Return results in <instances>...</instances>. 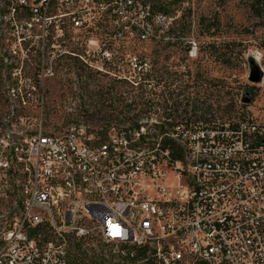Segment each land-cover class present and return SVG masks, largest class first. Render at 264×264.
Instances as JSON below:
<instances>
[{
  "label": "built area",
  "instance_id": "obj_1",
  "mask_svg": "<svg viewBox=\"0 0 264 264\" xmlns=\"http://www.w3.org/2000/svg\"><path fill=\"white\" fill-rule=\"evenodd\" d=\"M8 1L23 55L4 57L0 264H74L93 241L117 246L124 264H264V115L41 119L28 131L17 114L44 108L45 81L76 76L66 63L122 80L108 47L162 38L170 24L141 0Z\"/></svg>",
  "mask_w": 264,
  "mask_h": 264
},
{
  "label": "rangeland",
  "instance_id": "obj_2",
  "mask_svg": "<svg viewBox=\"0 0 264 264\" xmlns=\"http://www.w3.org/2000/svg\"><path fill=\"white\" fill-rule=\"evenodd\" d=\"M161 7L157 13L170 24L162 38L125 35L108 47L111 67H121L122 80L66 63L76 76L44 82V108L17 114L28 131L44 124L59 126L73 120H202L234 122L264 115V79L249 80L250 62L264 71V17L252 8L254 0H141ZM9 1L0 0V117L3 103L4 57L22 56L4 16ZM103 28L98 27V32ZM193 44L197 55L191 56ZM25 55L35 57L33 51ZM143 63L134 71L129 61ZM34 71L35 62L28 63ZM249 96L251 102L245 104ZM72 258L81 264H124L119 248L89 242Z\"/></svg>",
  "mask_w": 264,
  "mask_h": 264
},
{
  "label": "water",
  "instance_id": "obj_3",
  "mask_svg": "<svg viewBox=\"0 0 264 264\" xmlns=\"http://www.w3.org/2000/svg\"><path fill=\"white\" fill-rule=\"evenodd\" d=\"M264 73L259 67V65L256 63L255 60H251L250 62V76L249 80L253 83H260L263 79ZM245 104H249L251 102V99L249 96H246L243 100Z\"/></svg>",
  "mask_w": 264,
  "mask_h": 264
},
{
  "label": "trees",
  "instance_id": "obj_4",
  "mask_svg": "<svg viewBox=\"0 0 264 264\" xmlns=\"http://www.w3.org/2000/svg\"><path fill=\"white\" fill-rule=\"evenodd\" d=\"M153 8L156 12L161 11V7L159 6H153ZM252 8L256 12L257 16L264 17V0H254L252 4ZM76 250L80 252L81 247L80 246L77 247ZM81 261H82L81 255L74 257V264H81Z\"/></svg>",
  "mask_w": 264,
  "mask_h": 264
},
{
  "label": "bare ground",
  "instance_id": "obj_5",
  "mask_svg": "<svg viewBox=\"0 0 264 264\" xmlns=\"http://www.w3.org/2000/svg\"><path fill=\"white\" fill-rule=\"evenodd\" d=\"M263 73H264V71H263ZM263 79H264V76H263Z\"/></svg>",
  "mask_w": 264,
  "mask_h": 264
}]
</instances>
